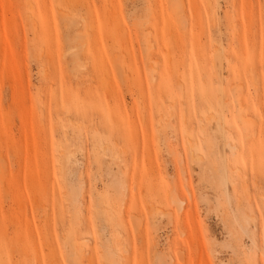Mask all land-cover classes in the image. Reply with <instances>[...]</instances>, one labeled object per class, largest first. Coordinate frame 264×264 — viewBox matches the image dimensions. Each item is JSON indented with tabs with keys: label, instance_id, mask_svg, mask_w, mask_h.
Here are the masks:
<instances>
[{
	"label": "rangeland",
	"instance_id": "1",
	"mask_svg": "<svg viewBox=\"0 0 264 264\" xmlns=\"http://www.w3.org/2000/svg\"><path fill=\"white\" fill-rule=\"evenodd\" d=\"M0 264H264V0H0Z\"/></svg>",
	"mask_w": 264,
	"mask_h": 264
},
{
	"label": "bare ground",
	"instance_id": "2",
	"mask_svg": "<svg viewBox=\"0 0 264 264\" xmlns=\"http://www.w3.org/2000/svg\"><path fill=\"white\" fill-rule=\"evenodd\" d=\"M131 220H132V219H131ZM139 222H140V221H139ZM137 225H139V224H137ZM137 225H135V226H137ZM135 226H134V227H135ZM141 227H142V226H141Z\"/></svg>",
	"mask_w": 264,
	"mask_h": 264
}]
</instances>
